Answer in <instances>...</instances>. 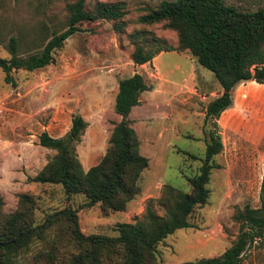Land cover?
Wrapping results in <instances>:
<instances>
[{"label":"rangeland","instance_id":"rangeland-1","mask_svg":"<svg viewBox=\"0 0 264 264\" xmlns=\"http://www.w3.org/2000/svg\"><path fill=\"white\" fill-rule=\"evenodd\" d=\"M75 0H0V58L10 59L7 45L20 39L21 52H33L34 41L51 37L65 27L67 3ZM125 2L128 15L123 35L112 22L84 23L83 32L70 38L56 52V62L34 72L13 73L15 85L5 82L0 70V196L5 214L18 208L19 196L36 199V221L66 208L78 211L86 236H118L119 224L135 223L151 201L161 198L166 185L191 192L189 178L198 174L205 156V124L209 102L222 93L215 75L198 64L189 51L166 52L144 66L135 65L132 53L140 41L157 38L177 49L178 35L163 24L143 25L139 18L164 0H101ZM243 10L264 8V0H224ZM149 44H147V47ZM24 57L27 55H23ZM143 74L154 90L142 96V104L130 115L141 140V153L150 161L139 180L140 195L124 212H103L100 205L86 207V197L68 199L62 186L30 181L55 157L40 145L47 132L64 137L75 115L88 128L77 145L85 171L98 165L107 153L110 138L121 117L116 97L121 80ZM234 103L217 121L224 150L215 158L221 167L213 171L209 202L191 217L193 228L179 230L158 246V264H184L222 256L239 235L236 209L261 206L264 181V85L246 82L233 92ZM158 210L159 214L162 212ZM79 253L67 224L47 232L17 260V264H67ZM40 255H47L39 258ZM37 258V262L35 261ZM243 264H264V238L249 246Z\"/></svg>","mask_w":264,"mask_h":264},{"label":"trees","instance_id":"trees-1","mask_svg":"<svg viewBox=\"0 0 264 264\" xmlns=\"http://www.w3.org/2000/svg\"><path fill=\"white\" fill-rule=\"evenodd\" d=\"M66 10L65 27L46 40L38 37L33 52L22 53L20 39H10L7 45L10 59L0 58V70L7 84L15 85L14 72H34L53 65L56 52L83 32L84 23L109 21L118 35L125 33L129 12L125 2L75 0L67 3ZM139 22L149 26L163 24L165 29L176 32L178 47H170L157 38L142 41L143 34L136 33L132 38L141 43L136 44L131 56L135 65L149 64L163 52L189 51L199 65L215 75L222 88V93L206 108L205 124L211 121L214 129L207 135L198 174L188 179L191 192L166 185L161 198L151 201L135 223L117 226L116 237L86 236L80 228L78 211L72 208L49 215L38 224L36 199L30 194H21L17 210L5 214V202L0 196V264H17L16 260L33 243L45 240L47 232L61 224L68 225L71 240L79 249L67 264H158V246L177 231L193 228L191 217L208 204L213 171L221 168L215 158L224 150L217 121L233 106V92L238 85L246 82L264 85V8L243 10L227 5L224 0H164L142 15ZM153 90L154 86L140 73L120 81L116 112L121 121L113 129L106 155L89 171L84 170L76 151L88 128L81 115L73 117L71 130L64 137L41 134L40 145L56 155L30 181L62 186L68 199L83 195L88 208L100 205L105 213L124 212L140 195L139 180L150 163L141 153V140L132 127L130 115L142 104L143 94ZM260 203L259 208L246 205L236 209L233 219L239 225V235L222 256L184 264H243L249 246L264 238V181ZM43 256L47 255L39 258Z\"/></svg>","mask_w":264,"mask_h":264},{"label":"crops","instance_id":"crops-1","mask_svg":"<svg viewBox=\"0 0 264 264\" xmlns=\"http://www.w3.org/2000/svg\"><path fill=\"white\" fill-rule=\"evenodd\" d=\"M163 53H166V52H163ZM163 53H161V54H163ZM161 54H160V55H161ZM158 56H159V55H158ZM158 56H157V57H158ZM155 59H156V58H155ZM138 107H139V106H138ZM136 108H137V107H136ZM134 109H135V108H134ZM131 114H132V113H131Z\"/></svg>","mask_w":264,"mask_h":264}]
</instances>
